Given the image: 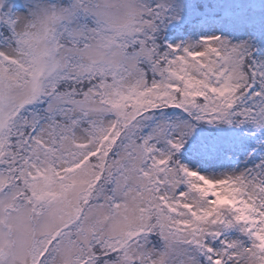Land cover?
I'll list each match as a JSON object with an SVG mask.
<instances>
[{"label": "snow or ice", "instance_id": "6c2138e0", "mask_svg": "<svg viewBox=\"0 0 264 264\" xmlns=\"http://www.w3.org/2000/svg\"><path fill=\"white\" fill-rule=\"evenodd\" d=\"M0 264H264V0H0Z\"/></svg>", "mask_w": 264, "mask_h": 264}]
</instances>
